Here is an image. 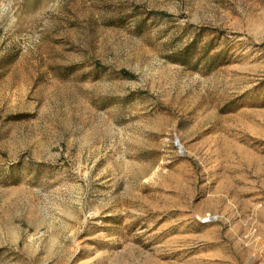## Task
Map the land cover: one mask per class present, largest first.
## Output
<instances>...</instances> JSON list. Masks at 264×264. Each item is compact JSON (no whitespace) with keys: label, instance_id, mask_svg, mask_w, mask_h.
<instances>
[{"label":"rangeland","instance_id":"1","mask_svg":"<svg viewBox=\"0 0 264 264\" xmlns=\"http://www.w3.org/2000/svg\"><path fill=\"white\" fill-rule=\"evenodd\" d=\"M0 12V264H264V0Z\"/></svg>","mask_w":264,"mask_h":264},{"label":"trees","instance_id":"2","mask_svg":"<svg viewBox=\"0 0 264 264\" xmlns=\"http://www.w3.org/2000/svg\"><path fill=\"white\" fill-rule=\"evenodd\" d=\"M158 14L163 15V16H167L166 13H162V12H160V13H158ZM193 42H194V41H193ZM184 52H185L184 55H188V53H190V52L188 51V47L184 49ZM120 72H121V74H122L123 76H125V77H132V76H133L132 73H130L129 71H127V70H125V69H121Z\"/></svg>","mask_w":264,"mask_h":264},{"label":"bare ground","instance_id":"3","mask_svg":"<svg viewBox=\"0 0 264 264\" xmlns=\"http://www.w3.org/2000/svg\"><path fill=\"white\" fill-rule=\"evenodd\" d=\"M205 217H208V220H206V221H210V220H213V219L216 218L215 215H211V214H209V213H207Z\"/></svg>","mask_w":264,"mask_h":264},{"label":"clouds","instance_id":"4","mask_svg":"<svg viewBox=\"0 0 264 264\" xmlns=\"http://www.w3.org/2000/svg\"><path fill=\"white\" fill-rule=\"evenodd\" d=\"M0 14H2V12H0Z\"/></svg>","mask_w":264,"mask_h":264}]
</instances>
